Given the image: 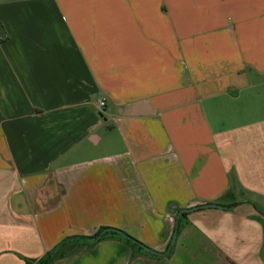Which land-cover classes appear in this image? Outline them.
<instances>
[{
	"label": "crops",
	"instance_id": "1",
	"mask_svg": "<svg viewBox=\"0 0 264 264\" xmlns=\"http://www.w3.org/2000/svg\"><path fill=\"white\" fill-rule=\"evenodd\" d=\"M256 88L264 0H0V264H264Z\"/></svg>",
	"mask_w": 264,
	"mask_h": 264
},
{
	"label": "trees",
	"instance_id": "2",
	"mask_svg": "<svg viewBox=\"0 0 264 264\" xmlns=\"http://www.w3.org/2000/svg\"><path fill=\"white\" fill-rule=\"evenodd\" d=\"M238 183L235 179V177L232 178V187L230 192H235L237 190ZM232 207V206H231ZM188 214V212H185L181 215L179 220V231L181 228V220L183 217H185ZM106 229L101 228L99 231H97L94 235L90 237H74L71 238L63 243H61L54 251L48 253L47 255L39 258V259H25V264H51L56 258L62 257L66 254L68 251H72L73 249L85 245L89 240L93 242H97L101 239H104V237L108 234H118L124 241H126L128 244H130L135 249H144L148 250L149 252L160 255L156 251H153L149 248H147L145 245H143L138 240L134 239L124 231L115 230V229H108L106 232L102 233L103 230Z\"/></svg>",
	"mask_w": 264,
	"mask_h": 264
},
{
	"label": "rangeland",
	"instance_id": "3",
	"mask_svg": "<svg viewBox=\"0 0 264 264\" xmlns=\"http://www.w3.org/2000/svg\"><path fill=\"white\" fill-rule=\"evenodd\" d=\"M242 95V98L238 101V105L236 104V102L231 104L227 103L226 100L225 102L222 99L219 100L220 107L222 104V112L220 113V116H228V114L231 111L234 112V110L242 112L239 115L241 116V118L257 117L264 114V88H256L255 90L250 91L245 90ZM104 148L105 146L102 145L100 148H98V151H102ZM262 214L264 215V212H262Z\"/></svg>",
	"mask_w": 264,
	"mask_h": 264
},
{
	"label": "water",
	"instance_id": "4",
	"mask_svg": "<svg viewBox=\"0 0 264 264\" xmlns=\"http://www.w3.org/2000/svg\"><path fill=\"white\" fill-rule=\"evenodd\" d=\"M209 207H221V206L218 205V204H215V203H206V204L198 205V206H195V207L183 208V209H181L179 211V213L177 214V218H176L175 229H174L170 244H169L167 250L165 251V253H169L170 252V250L172 249L173 245L175 244V242L177 240L178 231H179V220H180L181 215L183 213H185V212H191V211H194V210H197V209H200V208H209ZM106 230H108V229L103 230L102 233H104Z\"/></svg>",
	"mask_w": 264,
	"mask_h": 264
},
{
	"label": "built area",
	"instance_id": "5",
	"mask_svg": "<svg viewBox=\"0 0 264 264\" xmlns=\"http://www.w3.org/2000/svg\"><path fill=\"white\" fill-rule=\"evenodd\" d=\"M100 106H105V100L104 99L100 102Z\"/></svg>",
	"mask_w": 264,
	"mask_h": 264
}]
</instances>
